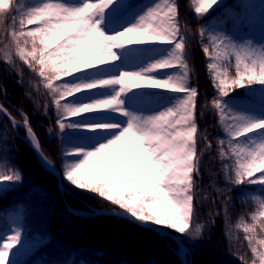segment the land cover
Returning a JSON list of instances; mask_svg holds the SVG:
<instances>
[{
	"label": "trees",
	"instance_id": "16d2710c",
	"mask_svg": "<svg viewBox=\"0 0 264 264\" xmlns=\"http://www.w3.org/2000/svg\"><path fill=\"white\" fill-rule=\"evenodd\" d=\"M177 1L179 3L177 19L183 34L182 23L187 20L188 11H191L190 16L193 15L191 4L195 0ZM4 4L5 0H0V5ZM226 5L217 10L216 17L219 13L222 15L220 18L224 17L230 22L235 9L233 5ZM35 7L34 0H13L10 9L0 14V68L6 69L3 71L5 72L3 77H7L6 87L10 90H6L4 94L10 103L3 100L1 91L0 100L16 119L21 118L16 108L29 116L30 126L37 135L42 153L50 161L52 157L48 153L45 138L47 136L48 143L49 140L57 141L56 149L58 148L61 162L67 164L69 148L73 138L76 137V126L78 127L81 123L73 124L63 109L62 101L65 94L63 99L60 96L65 90L60 79L51 81L52 88L47 87L48 80L39 75V65L30 66L20 54L21 49L25 53L32 50V40L27 38L25 42V37H20L19 32L23 30L27 33L41 26L38 22L31 25L25 23L22 29L19 24L20 19L26 20V14ZM10 12L12 15L8 14ZM193 27L196 28L192 25ZM13 31L17 33L16 36L12 35ZM192 39L195 41L197 37ZM198 42L201 41L198 40ZM196 53L198 52L192 50L189 53L190 58L186 57V63L192 78L190 88L197 90L195 102V113L197 114L200 109L199 105H201L200 94L207 92L208 86L204 74L205 62L202 63L200 54L196 55ZM230 66H234V70L231 68L229 73L237 77V66L232 63ZM18 69L25 73V77L22 73L15 75ZM244 80L246 84L247 78ZM249 84L251 85L252 82ZM230 90V93L225 96L218 95L220 103L223 102V97L227 96L234 101L240 100L242 96L238 94L243 91H232V88ZM246 92L250 93L251 98L264 103V88L255 90L252 88L251 91ZM27 99L31 102L27 101L22 105L21 103ZM57 99H60L59 107L56 104ZM31 112H37L36 122L40 124L42 132L39 131L37 123L34 125ZM61 122L67 125L63 129L59 127ZM195 124L198 133L195 145L196 156L201 157V167L206 168L200 177L193 176L194 214L189 229L185 233H180L176 229L172 230L190 249H192V243L201 246L202 254L206 256V264H216L218 261L220 264H229L231 258L236 259V264H264V243H262L264 241V215H261L264 212V184L235 183L237 172L233 170V166L237 159L228 154L225 144L223 145L220 141L222 135L216 131V121H203L197 118ZM18 129L25 133L22 128ZM0 131V175L3 176L11 171L14 177L19 176L16 182L18 180L20 182L17 185L14 183L15 189L7 190L0 197V251H4L6 245H12L7 249L8 257L5 264H140L135 261L136 258L145 259V256L153 260L151 264H157L158 260L161 264L170 263L167 254L160 256L152 251L134 253L124 248H121L123 252H120L119 247L114 248L113 244L107 241L99 242L97 230L71 223L68 218L74 217L64 207L58 190L57 177L47 172L30 145L14 134L13 126L1 111ZM209 131L217 133L215 136L218 137L216 141L219 144H210L213 140H208L206 134ZM208 146L212 148L211 151ZM213 149H217L219 153L216 165L213 164L215 161L212 156ZM59 166L63 169L62 165L59 164ZM38 170L41 174L39 180H37ZM27 175H34V179H27ZM261 175L264 173L257 172L251 179L259 178ZM213 176L217 177L215 182L212 181ZM198 178L203 179L200 185H198L200 181ZM64 184L67 188L76 191L78 196L97 207L121 209L119 205L108 201L106 197H101L99 193L91 189L79 188L68 179L64 181ZM197 189L199 191L195 192ZM10 212H17L21 216L20 222L15 226L7 219V214ZM109 217L127 221L115 216ZM58 219L61 222L60 227L57 225ZM51 224L53 227H50ZM245 227L250 228L251 231L245 232ZM11 232L13 234H10ZM7 234L11 238L10 243L6 241ZM13 237L18 238L14 240ZM228 238L230 244L226 243ZM171 241L177 247L172 239ZM253 248L256 251H253ZM236 250L240 251L236 252ZM170 255L174 260V263L170 264H181V259L173 253Z\"/></svg>",
	"mask_w": 264,
	"mask_h": 264
},
{
	"label": "snow or ice",
	"instance_id": "6c2138e0",
	"mask_svg": "<svg viewBox=\"0 0 264 264\" xmlns=\"http://www.w3.org/2000/svg\"><path fill=\"white\" fill-rule=\"evenodd\" d=\"M12 3L13 0H7L4 7L0 8V14L6 13ZM108 3L110 0H101L99 5L84 2L78 7H68L63 3H44L30 10L26 14V20L20 19L22 29L25 23L31 25L39 22L41 25L27 33L23 30L19 32L20 37H25V42L27 38L32 40V50L25 53L21 49L20 54L30 66L39 65V75L49 81L47 87L52 88L51 81L60 79L62 75L68 76L115 61L117 56L113 49L133 42L163 41L174 45L170 58L153 63L145 72L174 68L177 65L187 69L186 43L178 23L175 0H161L137 24L118 35H107L100 28L102 14ZM216 3L217 0H199L196 12H207ZM12 35L16 36L17 33L13 31ZM122 37L131 38L121 39ZM213 43L215 44V39ZM204 51L207 53L209 49L205 47ZM237 61V78L232 79L231 85L227 71L216 85L221 96L228 94L230 86L242 85L244 77L241 74L239 57ZM209 67L214 68L215 65L210 64ZM244 71L251 73L253 69L245 65ZM48 72L51 74L48 75ZM188 75L185 71L179 78L157 80L147 78L142 72H121L116 78L71 86L65 84L68 95L103 86H120V91L110 98L71 108L65 105L66 114L70 116L96 110H119L122 104L120 95L125 92L126 87L136 88L141 83L185 93L174 108L159 115L145 118L132 116L127 126L113 139L101 144L94 151L84 153L80 162L70 165L65 173L67 179L79 188L91 189L101 197H106L141 222H154L185 233L194 214L191 174L198 162L195 151L197 128L194 119L197 90L187 86ZM255 79L264 83V61L261 63L259 77L252 74L248 76L249 83ZM63 97L64 93H61L60 98ZM56 104L60 106V99L56 100ZM213 104L221 111L223 120L224 110L221 103L217 99ZM25 123L27 124V119ZM66 126L63 122L59 124L61 129ZM98 127L112 129L116 125L102 124ZM257 129H264V121L247 120L232 128L231 135L241 137ZM28 131L31 132V128ZM259 148L258 154L255 148L236 149L237 155L245 162L238 161L235 183L264 184V175L251 179L257 172L264 173V143H260ZM3 179L11 180L13 177L4 176ZM15 179H19V176ZM244 231L249 232L251 229L245 227ZM11 247V244L6 245L5 250L0 251V264H5L7 249ZM253 251L256 249L253 248Z\"/></svg>",
	"mask_w": 264,
	"mask_h": 264
},
{
	"label": "rangeland",
	"instance_id": "374dc122",
	"mask_svg": "<svg viewBox=\"0 0 264 264\" xmlns=\"http://www.w3.org/2000/svg\"><path fill=\"white\" fill-rule=\"evenodd\" d=\"M84 2L99 5L101 3V0H34L36 7H39L44 3H63L68 7H78ZM159 2H161V0H110V3H108L104 8L100 28L107 35H118L120 32H124L128 27L137 24L139 19L142 16L146 15L148 10L153 8ZM175 4L178 7L179 3L177 0H175ZM226 4L233 5L235 9L234 16L230 22L224 17L220 18V16L222 15H219V13L218 17H216L217 10L223 8L224 6H227ZM191 5L193 15L190 16L191 11H188L186 14L187 20L182 23L183 37L186 43L185 59L190 58L189 53L192 52V50L198 52L196 53V55L200 54L202 63L205 62L204 74L205 81L207 82L208 86V91L202 92L200 94L201 105H199L200 109H198L197 113L200 115H197L195 113L194 119L195 122L197 121V118L203 121H216V131L218 134L222 135V137H220V141L223 145L225 144L228 154L230 156H234L237 159L233 166V170L237 172V170L239 169V163H243L245 161H242L241 157L237 155L236 149L238 147H244L246 149L255 148L258 154L260 151L259 144L264 143V129L254 130L253 133H248L245 134V136L241 137H233L231 135V129L235 128L238 125H242L247 120L253 122L264 121V103L260 100L251 98V96L249 95L250 93L246 92L251 91L252 88L253 90L264 88V83H259V80L255 79L250 85L248 81H246L245 84V80H243L244 84L242 83L241 86H230L228 88V93H230L231 88L232 91H243L239 92L238 94L242 97L237 101L231 100V98L228 96L223 97V102L221 103L224 110L223 120L221 119V111L219 109H216L212 102L218 99L219 96H221L216 85L220 79L224 78L223 73L225 71H227V78L230 85L232 79L237 78L236 75L229 73L231 68H233L234 70V66H230L231 63L237 66V57H239V66L241 74L244 78H247L248 80V76L250 74L259 77L261 63L262 61H264V0H217L216 4L209 8L207 12L203 13L196 12V8L199 6V0H195V2ZM214 12L216 13L214 14ZM8 14L12 15L11 12ZM192 25H194L196 28H192ZM195 36L197 37V40L194 41V39L192 38H195ZM130 38L131 37H122L121 39ZM214 39L215 44L213 43ZM198 40L201 42H198ZM201 46L204 47L202 48ZM205 47L209 49L207 53L204 51ZM125 48H127L128 51H131V57L136 59V61L128 67H125L124 64L122 65L123 59L125 57ZM113 51L117 56V59L115 61L96 65V67L98 66V68L93 69L92 71H89V69L81 70V77L78 72L72 73L68 76L62 75L60 77V82L63 84V86L65 84L71 86V84L76 83L86 84L99 81L100 79L103 80L111 79L113 77L116 78L120 75L121 72H142L147 78L157 80H165L170 77L179 78L185 71L189 73L188 69L181 68L179 65L174 68L158 69L150 72L144 71L153 63L170 58L171 54L174 51V45L171 43H166L163 41H145L143 43L133 42L131 44H124L119 48H114ZM210 64L215 65V67L210 68ZM111 65L113 67H110ZM245 65L253 69V71L251 73L245 72ZM1 68L0 87L2 86V90L0 89V91L2 92L3 100L5 102H9L7 101V98L4 94L6 90H10V88L6 87L8 82L7 77H3V74L5 73H3V71H6V69L3 67ZM82 72L84 73L82 74ZM20 73H22L23 77H25V73H23L21 69H18L15 75H19ZM191 79L192 78L189 73L187 77L188 87H191ZM47 82L49 83V81ZM64 90L65 97L62 101V105L63 109L67 112L65 105H67L68 108H71L85 103H91L96 100L110 98L120 91V86H103L102 89L93 94H89L85 90V92L73 93L72 95H68V89L64 87ZM184 95L185 93L176 92L169 88H159L141 83L140 86L136 88L126 87L125 92L120 95L122 104L119 106V110H104L102 112L94 111L89 113H82L79 116L67 115V117L72 120L73 124H76V122L81 123V125H79L78 127L76 126V137L74 136L75 138H73L71 142V147L69 148L70 152L68 154L69 161L67 164L61 162L60 155L57 151L58 148L56 149L57 141L49 140V144L46 136L45 144L47 146L49 155L52 157L51 164L62 174V183L64 186L63 189L60 187L58 177L51 171L47 170L46 168L45 169L47 170V172L57 177L58 190L60 192L64 207L67 212L74 217L68 218L71 223L80 224L84 227H89L93 230H97L98 237L100 239L99 242L107 241L108 243L113 244L114 248L119 247V249L121 250L120 252H123L121 248H124L125 250H131L134 253H148L149 251H152L158 253L157 255L160 256L167 254L170 258V263H174V260L170 257V253H173L179 259H181L177 254L179 246L173 238L167 235H162L152 228L141 225L129 218L121 217L118 215L95 213L92 208H98L105 211L124 209L97 207L90 201L78 196L76 194V191L67 188L64 184V181L67 179L65 173L70 165L80 162L84 158V153L88 151H94L101 144L107 143L109 140L113 139L123 127L127 126L132 116L145 118L150 117L151 114L155 113L156 111H159V113H161L168 109L174 108L177 103L181 99H183ZM27 101L31 102L29 101V99H27L21 104H26ZM0 104L4 108H6L2 104L1 100ZM16 110L21 116L20 119H16L13 115L10 114L7 109L9 114L14 119L18 121H25V119H27L30 125L29 116H27L22 110L18 108H16ZM2 113L9 119L11 125L13 126L14 134L26 141L35 153L33 146L30 144L32 142L29 139L30 134L28 133V131L19 125H14L11 122L10 118L4 112ZM123 113L127 114L125 115ZM31 114L34 121L33 123H35L34 125H36L37 123L39 131L42 132L40 124L36 122V119L38 118V115H36L37 112H31ZM102 124L116 125V127L112 129H102L98 127V125ZM118 127L119 129H117ZM18 128H22L25 133H22ZM217 133L214 131L213 133L209 131L206 134L209 138L208 140H213V142L210 143L211 145L219 144V142L216 141L218 137L215 136ZM197 136L198 133L196 132L195 140L197 139ZM231 139L233 141H231ZM208 147L211 151L212 148H210V146ZM213 150L214 154L212 156L214 157L213 160H215L213 161V164L216 165V162L218 161L217 154L219 153L217 152V149ZM197 157V167L194 168L191 174L192 180L193 176L200 177V175L206 168L203 166L201 167V157ZM59 164L62 165L63 169L60 168ZM37 172L39 176L37 180H39L41 174L39 170ZM9 173L4 174L3 176L0 175V197L7 190L14 188V183H16V185L20 183L19 180L16 182V179L12 175L11 171ZM4 176H12L13 179L4 180ZM26 178L29 180H33L34 175H27ZM198 179L200 180L198 182V185L202 184L203 179ZM216 180L217 177L213 176L212 181L215 182ZM50 191H52L51 188ZM197 191H199V189L195 190V192ZM68 196H70L69 199H67ZM108 216L119 217L127 221L115 220L110 217L108 218ZM80 218L84 220H81ZM7 219L12 225L15 226L20 222L21 216L17 212H10L7 214ZM148 223L158 226L177 236V234H175V231L172 230L173 228L169 226L157 225L154 222ZM52 224L50 227H53ZM57 225L58 227H60L61 225L59 219L57 221ZM139 226L147 229L140 228ZM10 234H13V232H11ZM177 237L180 238L179 235ZM9 238L10 236L8 235L6 241L10 243L11 238ZM171 239L176 243L177 247L175 246V244H173ZM95 241L98 242L97 239H95ZM229 241L230 239L228 238L226 240V243L230 244L231 242ZM182 242L184 243L183 240ZM185 246L189 250L186 255L187 262L191 261V264H203L202 262H204L206 264V256L205 254H202L201 246L196 245L195 243H192V249H190L186 244ZM239 251L240 250H236V252ZM135 261L140 264H151V262H153V260H151L150 258H146V256L145 259H139V257H137ZM235 261L236 259L231 258L229 264H236ZM156 263L161 264L160 260H158V262ZM181 264H184L182 259ZM216 264H220V262L218 261Z\"/></svg>",
	"mask_w": 264,
	"mask_h": 264
},
{
	"label": "water",
	"instance_id": "95a60500",
	"mask_svg": "<svg viewBox=\"0 0 264 264\" xmlns=\"http://www.w3.org/2000/svg\"><path fill=\"white\" fill-rule=\"evenodd\" d=\"M0 109H2L1 111L4 112L11 120V122L14 124V125H19L23 128H25L27 131L30 127L29 125V122L27 120V124L25 123V121H18L16 119H14L10 114L9 112L0 104ZM28 133L32 136L33 138V142L30 143L34 150H35V153L39 159V161L41 162V164L44 166V168H46L47 170L51 171L52 173H54L58 179H59V183H60V187L63 189L64 186H63V183H62V174L56 169L54 168V166L52 164H48L46 163V161H44L43 159V153H42V150H41V146H40V143H39V140L36 136V134L34 133V131L32 130L31 128V132L28 131ZM95 213L97 214H111V215H118V216H121V217H125V218H129V219H132L134 221H136L137 223L141 224V225H144L146 227H149V228H152L153 230L159 232L160 234L162 235H167V236H170L171 238H173L178 246H179V249L177 251V254L180 256V258L182 259L183 263L184 264H191V261L190 262H187L186 261V254L184 255L183 252L185 250H188V248L185 246V244L182 242V240L180 238H178L176 235L158 227V226H155L153 224H150L148 222H141L137 219H135L134 217H132L130 215V213H127L125 210H109V211H105V210H101V209H98V208H92Z\"/></svg>",
	"mask_w": 264,
	"mask_h": 264
},
{
	"label": "bare ground",
	"instance_id": "6f19581e",
	"mask_svg": "<svg viewBox=\"0 0 264 264\" xmlns=\"http://www.w3.org/2000/svg\"><path fill=\"white\" fill-rule=\"evenodd\" d=\"M79 1V0H78ZM137 48V47H136ZM125 57H124V59H123V63H122V65L124 64V66L125 67H128V66H130V65H132L135 61H136V59L135 58H132L131 57V51H128V49L127 48H125ZM139 51V50H138ZM127 52V53H126ZM137 62H139V61H137ZM110 67H113L112 65L110 66ZM96 68H98V66L96 67V66H94V67H92V68H89V71H92L93 69H96ZM84 72H82V74H83ZM78 74L80 75V77L82 76L81 75V73H80V71L78 72ZM113 78H115V77H113ZM101 80V79H100ZM103 87H98V88H94V89H91V90H86L89 94H93V93H96L97 91H99L100 89H102ZM6 109V108H5ZM7 110V109H6ZM97 111H99V112H102V111H104V110H96V112ZM126 111V110H125ZM160 113H159V111H156L155 113H152L151 114V116H154V115H159ZM150 116V117H151ZM117 129H119V127L117 128ZM29 139H30V141L31 142H33V138H32V136L31 135H29ZM43 156V159H44V161H46V163H48V164H51V161L43 154L42 155ZM187 253H188V251L187 250H185L184 252H183V254L185 255H187Z\"/></svg>",
	"mask_w": 264,
	"mask_h": 264
},
{
	"label": "clouds",
	"instance_id": "9594fccd",
	"mask_svg": "<svg viewBox=\"0 0 264 264\" xmlns=\"http://www.w3.org/2000/svg\"><path fill=\"white\" fill-rule=\"evenodd\" d=\"M5 3H7V0H5ZM4 7V5H0V8Z\"/></svg>",
	"mask_w": 264,
	"mask_h": 264
}]
</instances>
